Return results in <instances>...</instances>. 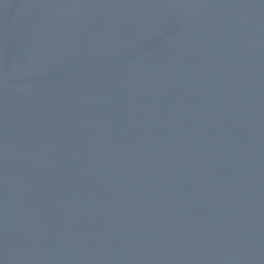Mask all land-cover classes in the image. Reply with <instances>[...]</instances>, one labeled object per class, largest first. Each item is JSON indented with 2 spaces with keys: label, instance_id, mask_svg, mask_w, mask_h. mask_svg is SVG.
Wrapping results in <instances>:
<instances>
[{
  "label": "water",
  "instance_id": "water-1",
  "mask_svg": "<svg viewBox=\"0 0 264 264\" xmlns=\"http://www.w3.org/2000/svg\"><path fill=\"white\" fill-rule=\"evenodd\" d=\"M0 264H264V0H0Z\"/></svg>",
  "mask_w": 264,
  "mask_h": 264
}]
</instances>
